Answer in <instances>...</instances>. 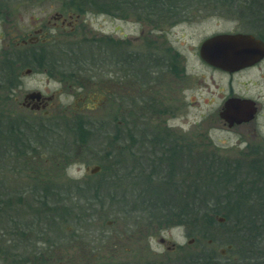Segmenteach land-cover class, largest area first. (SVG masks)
<instances>
[{
  "label": "flooded vegetation",
  "instance_id": "af4514ba",
  "mask_svg": "<svg viewBox=\"0 0 264 264\" xmlns=\"http://www.w3.org/2000/svg\"><path fill=\"white\" fill-rule=\"evenodd\" d=\"M3 2L5 1H0V5L2 4L0 6V21H3L4 24L17 19L20 20L22 11L20 8L33 6L28 2L4 4ZM102 3L105 5L104 2ZM9 5L13 6L6 7ZM61 6L51 16H45L39 20L31 17L32 21L27 25V28L14 27L13 37L15 39H11L12 36H9L6 30L2 33L1 38H6L9 41L7 44L9 53L6 52L0 65V116L3 122L14 120L18 123L15 128L20 127V124L26 125L25 128H30L31 125L36 124L33 121L36 119L40 122L38 124L41 127L38 128L41 131L57 133L61 136L68 132L73 123L78 122L81 129L86 128V125L90 127V120L97 124L98 120H96L95 114L103 108V103L107 100L105 95L111 99L110 105L113 103L112 108L115 109V103L119 100L118 92L123 91L122 97L127 109V118L118 120L115 114H110L109 122L112 124L105 123L99 131L114 136L117 133L125 134V145L112 140L109 149L103 150L104 154L109 151L110 156L115 155L116 165L114 166L119 169L118 174L124 175L128 168L125 160L122 161V157L127 156L126 152L131 153L134 149H140L146 153L150 170L147 172V176H137L136 184L139 182L147 183L150 177L152 181H155L161 179L162 176L167 178V175L171 177L174 174L173 182L181 183L182 180L178 177L181 172L187 176L184 182L189 183L196 174L195 172L191 173L190 169L197 167L198 163L204 164V166L212 165L209 158L211 154L216 152V149L210 144L201 145L199 150L202 153L197 151L194 144H179L180 137H178V133H174L176 129L169 125V121L181 114L182 106L190 107L195 103V97L192 98L190 94L195 93L197 88L207 86L204 83L207 77L197 78L196 67L199 66L210 72L208 80L211 83H213V74L230 79L228 94L215 117L227 133L237 135L239 138H247L244 146H241V140H237V143L231 146L232 148L226 149L230 151L229 154L234 153L236 159H232L233 164H231V159L224 157L222 160L224 166L237 168L236 166L240 161H248L250 168L254 166L255 169L251 174L254 178L258 176L264 185V136L259 132L260 127L263 126L260 121H264V108L259 101L260 97L246 96L247 91L244 86L251 81L241 83L240 92L243 95L240 92L236 94L231 87L234 77L264 69V0H113L109 2L107 10L101 7L94 13L109 16L113 33L121 29L113 23L116 20L132 22L135 26L136 36L133 39H128L125 34H122L123 38L120 39V43L124 46H122L123 50L119 51L113 42L114 36H108L107 46L109 49L107 54L111 57L108 66V94L102 90L101 94L104 96L97 98V90L83 91L77 95L78 97L74 100V105L71 108L59 105L57 98L64 95L65 89L72 88L69 84V77H76L75 73L84 71V69L78 64L65 65L67 60L63 58V55L66 56L69 47V36H87L90 29L84 18V14H87L86 11L70 9L68 1L61 2ZM239 35L251 38L250 54L255 56L254 59L245 62L249 64V62L254 61V63L236 71H229L213 66L203 59L204 56L228 54L224 47L216 42L224 36ZM208 41H211L210 44L205 45ZM205 46H207L206 49ZM51 54L54 55L50 59ZM56 56L57 58L53 62ZM63 59L65 63L62 64ZM22 62L25 63L22 64ZM40 75H44L48 81H53L61 87L49 94L40 90H30L25 92L21 99L14 97L15 90L21 87V78ZM76 82L78 83L79 80ZM234 99L250 101L248 106L251 105L252 110H254L251 118L240 123L228 122L230 118H246V116H232L233 114L229 113L226 104ZM19 108L29 113L31 117L29 119L22 118L20 115L22 110ZM2 130L7 132L4 126ZM17 131L21 133L20 128L16 129ZM82 137V135L77 136L78 139H82ZM133 137V140L130 139ZM87 139L88 137L85 138L86 141ZM127 139L130 142L129 151L121 152L120 148L125 149L128 146ZM141 141L146 142V144L138 147L143 145L139 144ZM54 148L58 150L54 151L59 153L53 162L55 166L59 167L62 163L65 166L68 162L73 161L71 160L73 157L71 152L70 154L69 151H63L62 146H54ZM40 157L38 155L33 158H26L28 160L24 163V167L27 169L24 172V178L29 180L28 183L42 187L43 183L48 184L49 182L39 177L38 167L39 164H47L48 160H37ZM149 158L151 159L150 162ZM138 159L137 157L135 160L138 162ZM164 165L170 169L166 175H162L160 171ZM176 167H180L179 175H177ZM4 169L3 173H11L14 180L2 178L1 181L8 183L11 190L14 188L17 190L15 186L11 187V184H14L17 176L23 173L21 174L20 170L17 171L15 166L9 167V170ZM152 169L155 171L149 177ZM93 170L96 171L92 173ZM101 170L100 165H94L92 168L85 167L84 169L88 177L98 174ZM228 173L227 171L226 175ZM232 173L237 174L238 172L233 170ZM112 180L117 185L120 180L121 182L123 180L129 181V178L124 175L122 178L116 176ZM152 181L149 183H153ZM155 182L157 183V181ZM130 183L132 182L130 181ZM148 187L149 185L144 186L145 189L142 192ZM35 188L37 189V187ZM32 191L34 190L24 189L18 192H6L1 197L3 199L31 200L34 198L47 199L53 196L49 192H39L41 190H38L39 193H32ZM262 191L264 192V188ZM60 195L64 196L63 193ZM119 195L121 194L119 193ZM261 195L264 197L263 193ZM42 196L44 197L42 198ZM141 204L143 207V203ZM141 221L140 230H134V235L129 231L127 239H130L136 246L140 244L139 250L145 254L148 248V230L145 226L147 221L143 217ZM128 223L130 225L131 222ZM133 223L137 228L138 221L135 220ZM128 230L131 229L126 231ZM138 233L140 235L137 236ZM108 235L103 231L92 241L93 243L100 242L105 248L104 242L108 241ZM115 237L118 241L121 238V236L118 238V234ZM73 238H78V236ZM162 245H166V248H170L172 251L176 249L175 245L167 240ZM119 247V243H115L108 250V254L106 252L102 264H133L134 261L129 258L132 257L131 254L127 255L130 249L125 250L124 259H122V256L119 255ZM101 249L98 247L85 252L91 254L96 252L94 257L98 258ZM35 250L38 253L36 251L33 257L27 258L32 264H92L89 262L90 258L85 259L83 255H75L73 252L66 251L67 249L59 255L55 254V256L51 254V249H48L49 252L48 250L42 251L40 248Z\"/></svg>",
  "mask_w": 264,
  "mask_h": 264
},
{
  "label": "rangeland",
  "instance_id": "374dc122",
  "mask_svg": "<svg viewBox=\"0 0 264 264\" xmlns=\"http://www.w3.org/2000/svg\"><path fill=\"white\" fill-rule=\"evenodd\" d=\"M4 1L3 4L28 2L33 6L20 8V10H22L20 20L17 19L5 24L3 21H0V65L3 62L6 52L9 53L7 48V44L9 43L8 39L1 38L4 30L8 32L9 36H12L11 39H15L13 37L14 27L21 29L27 28V25L32 21L31 17L39 20L45 16H51L54 11H58L60 7H62L61 2H67L68 0ZM12 6L13 5H9L6 7ZM72 7L75 8L74 6ZM94 10L85 9L87 14H84V18L90 29L88 35L78 37L69 36L68 42L72 45L75 44V48L78 49L82 45H87L88 42L96 43L94 42L96 40L100 42L99 40L102 38L108 39V36L112 35L114 36L113 42L117 45V50H123L122 46L124 45L120 43V39L123 38L122 34H125L128 39H133V37L136 36L135 26L132 22H121L116 20L113 23L121 29L113 33L112 22L109 16L106 14H95ZM53 55L51 54L50 59L53 58ZM66 56L69 58L68 53H66ZM56 58L57 56L54 57L53 62ZM63 58H65L64 55ZM72 58L73 60L79 59L74 56V54H72ZM110 60L111 57L108 54L107 56H103L102 59L93 62L83 59V63H79L78 66L81 65L80 67H83L84 71H77V73H75L77 76L73 77L75 80L69 77V84L72 88L69 90L65 89L64 95L57 98L59 105L69 108L73 107V102L78 97L77 95L83 91L97 90V98L104 96L101 94L102 90L108 94L109 84L107 79L109 78L108 66ZM24 63L25 62H22V64ZM69 63L70 60H67L65 65H69ZM196 74L197 78L200 79L201 77H207L204 83L207 84L208 87L203 86L202 88H197L195 93L190 94L192 98L195 97V103L190 107L182 106L181 114L173 118L174 120L169 121V125L176 129L174 133H178V137H180L178 140L179 144H194L199 152H202L199 150V146L205 144H210L216 149V152H214L213 155L211 154L209 158L210 161H212V165L204 166V164L198 163L197 167L190 169L191 173H196V171L200 169L198 171L199 176H195L196 173L193 179L197 181L201 179L206 180L208 176L205 174L210 171V177L216 178V175L213 176V174H217L219 171H225L226 169L229 173L226 176L227 180L225 184L222 186L225 188L222 190L223 192L219 191L218 193H233L234 185L240 182L241 190L246 191L247 202H252V200L256 198H264L261 195V193L264 194L262 191L264 185L259 180L258 176L254 178L251 174L252 169L248 161H240L237 164L239 167L236 166L237 168H234V166H230L229 168L225 167V164L222 162L224 157H228L231 159V164H233L232 159H236V157H234L235 154H229L230 151L226 149L232 148L231 146L236 144L237 140L242 141L241 146H244L246 143L245 141H247L246 137H244L245 140L244 138H239L237 135L227 133L226 130L220 126L221 124L215 117V114H217L222 106L225 96L228 94L230 79L213 74V83H211V81L208 80L210 72L203 70L199 66L196 67ZM76 80H79V82L77 83ZM232 81L231 87L236 94L242 89L241 83L251 81V83L244 86L247 91L246 96L255 98L260 97L259 101L264 108V69L234 77ZM60 87L59 84L48 81L44 75L24 77L21 78V87L15 90L14 97L21 99L23 94L30 90H40L43 93L49 94L58 90ZM240 94L243 95L242 92H240ZM123 95V91L118 92L117 97H119V100L115 103V109L112 108L113 103L110 105L111 99H108V96L105 95L107 100L103 103V108L95 114L98 123L95 124L90 120V127L86 125V128H82L88 135L85 136V138L88 137L87 141L81 138L78 139L74 133L69 132L61 136L52 132L44 133L38 128L41 127V125L38 124L40 122L39 120L36 121V119H33L36 124L33 123L34 125H31L30 128H25L26 125L24 124H20V127L15 128L16 124L18 125L17 122L14 120L3 122L0 116V127H12L13 131L19 135V140L15 142L11 140H5V142L4 139L2 140V145L0 146V180L2 178H8L10 181L11 179L14 180V176L11 173L4 174L3 169L9 170V167L15 166L17 167V171L20 170L21 174H23L18 175L15 183L11 185L13 187L16 186L20 191L24 189L35 190L31 187V183H28L29 180L24 178V172L27 170L26 167H24V163L28 160L26 158H33L40 155L41 157L37 160H48V162L45 165L39 164V177H42L43 180H48L47 182L49 183H43L42 187L39 189L41 191L39 192H49L53 194L51 198L48 197L47 199L42 196L43 199L40 198L41 202H37V204L26 200L27 204L31 205L33 209L34 207L40 208V213L38 215L32 213L30 216V214L26 212L25 218L18 217V213H21L23 209V211H27V208H21L20 210L19 204L16 201L11 203V209H5L3 207L0 214V218L2 219L0 222V264H20V262L23 261H28L26 264H32L27 258L33 257L35 254L34 252L37 251L35 249L37 248L42 249V251L51 249L50 252L53 256H55V254L59 255V253L67 249L66 251L73 252L75 255H83L85 259L87 257L90 258L89 262L92 264H102V261H104L106 257V252L108 254V250L113 247L115 243H119V255L122 256V259H124L125 250L130 249L127 255L129 256L131 254L132 257L129 258L135 263L136 260H141V262L156 260L162 264L183 263L187 257L204 255L206 258L212 259L215 264H238V260L235 257L236 250H227V246L229 245L228 241H231V236L234 235L238 229L237 224L239 220L237 216H239V213L236 211H233V215L237 216L215 215V223L211 227H208L205 232L193 233V230L189 226L179 224L175 222V220H172L169 225L165 222V225L161 227L150 224L152 220H150L147 213L150 204L142 202V200L147 201L146 195H143L146 192H142L143 189H145L144 186H148L150 183L139 182L136 184L137 176H147V172L150 170L149 163L146 160V153L140 149H134L131 153L126 152L127 150L129 151V139H127V148L119 149L121 152L125 151L128 156L124 155L123 159L128 166L125 177L129 178V181L123 180L121 182L120 180L117 185L114 184L112 178H114L119 171V169L114 166L116 165V157L115 155L110 156L111 153H109V151L104 154L103 150L105 149L106 151L109 149L112 140L117 143L119 142L121 145H125V134L117 133V135L114 136L113 134H104L99 131L100 128L104 127L105 123L107 124V122H109L110 114H115L118 120L125 117L127 118V109L123 103ZM19 109L22 110L21 108ZM20 115L22 118L26 119L31 117L30 114L24 110L20 112ZM123 122L125 123V121ZM260 122L263 126L260 127L259 132L264 136V121L261 120ZM109 124L111 125L112 123L109 122ZM18 128H20L21 133L19 131L16 132ZM130 139L133 140L134 137ZM65 142H67L66 145H68L67 151H69V153L71 152L73 155L71 158L73 161L68 162L65 166L62 163L61 166L57 167L53 162L57 159L56 155L59 153L56 152L58 150L54 148V146L59 147ZM149 143L152 144L151 141H149ZM139 144L143 145H139L138 147L145 146L146 142L141 141ZM196 155L201 156L199 154ZM137 157L139 158L138 162L135 160ZM150 161L151 159L149 158V162ZM13 163L15 165H12ZM94 165H100L102 170L98 174L88 177L84 169L85 167L92 168ZM180 167H176L177 175H179ZM169 170L170 169L165 165L160 168L162 175H166ZM233 170H236L238 173H232ZM154 171L155 169H152L151 174L148 176L150 177ZM173 176H175V174ZM163 177L164 176H162V178ZM178 177L181 180L187 179L186 174L182 172ZM130 181L132 183H130ZM152 182L153 184L156 183L155 181ZM4 185L6 189V182ZM38 187L39 186H37V188ZM35 192L39 193L37 190H35ZM62 193L64 194L63 197L60 195ZM119 193L121 195H119ZM224 202L227 203L228 207H231L234 205V197H230L229 200ZM141 203H143L144 209ZM39 204L43 208H41ZM251 204L255 207L256 213H261L260 211L263 204ZM22 206L24 207V205ZM142 217L147 221L146 225H143H145L148 230V248L145 254L140 252V244H138L137 247L135 243L133 244L130 239H127L129 231L134 235V230H140ZM218 218H224L225 221L222 223L218 222ZM135 220L138 221L137 228L133 223ZM241 221H243V218ZM128 222H131L130 225ZM93 229H95V231H93ZM127 229L131 230L126 231ZM103 231L109 234L108 241L104 242L105 248H103L100 242L93 243L92 241L93 238L98 237V234H101ZM116 234H118V238L121 236L119 241L117 237H115ZM138 235H140V233H138L137 236ZM74 236H78V238H73ZM160 238H165L171 244H174L176 249L173 251L167 250L166 245H161L159 243ZM192 239L194 240L192 244L187 245V242ZM94 247L102 248L98 258L94 257L96 252L95 254L85 252L95 249ZM222 250L225 251L224 255L221 254ZM261 250L263 251V247L259 249V251ZM246 258L245 262L247 264H254L248 256Z\"/></svg>",
  "mask_w": 264,
  "mask_h": 264
},
{
  "label": "trees",
  "instance_id": "16d2710c",
  "mask_svg": "<svg viewBox=\"0 0 264 264\" xmlns=\"http://www.w3.org/2000/svg\"><path fill=\"white\" fill-rule=\"evenodd\" d=\"M111 1L113 0H68V7L72 10L80 9L84 11L85 9H93V10L95 9L97 11L100 10L101 7L107 10L108 9L107 5ZM100 2H104L105 5ZM72 6H74L75 8H73ZM99 41L100 42H98V40L94 41L96 43L88 42L87 45L85 46L82 45L78 49L75 48L76 45H72L71 43H69V47L66 52L69 54L68 56L69 58L65 56V59L70 60L69 65L83 63V59L90 62L102 59L103 56H107V50L109 49L107 45L109 39L102 38ZM72 54H74V56H76L79 59L73 60ZM63 63H65L64 59L62 61V64ZM2 129L3 128L0 127V146L2 145L1 143L3 139L4 141L11 140L13 142L19 140V135L13 131L12 127L6 128L7 132H4ZM68 132L74 133L78 137L82 135L83 140L85 139L84 137L86 136V132H84L81 129V126L78 122L72 124L69 127ZM66 143L67 142H65L61 146L63 147V151L68 152L67 151L68 145H66ZM122 161H124L123 157H122ZM251 169L253 172V170H255L254 166H251ZM199 170L200 169L196 171L197 174L195 176L198 175ZM210 172L205 174L208 176L206 180L201 179L200 181H197L196 179H193L189 183L184 182V179L182 180L181 183H174L173 182L174 177L173 176L169 177L168 175L167 178L164 177L163 179L161 178L158 180L153 179L157 181V183L155 184L150 183L149 188L146 189L147 192L146 193L144 192L145 194H143L146 195L147 198V201H145V203L150 204V207L153 206L151 208L147 207L148 208L147 213L149 215L150 220H152L150 221V224L152 225L154 224L156 227H161L165 225V222L169 225L172 220H175V222H178L179 224H184L189 226L193 230V233L205 232V230H207L208 227H211L215 223V215L237 216V215H233V211H236L239 213V216H237L239 220L237 224L238 229L235 232V234L231 236L230 238L231 241H228V244L232 245V249H231L232 251L236 250L235 251L236 255L235 254L234 255L238 260V264H247L245 262L247 256L254 264H264V199L256 198L255 200L253 199L252 202L251 201L247 202L246 191L241 190L240 182L234 185L233 193H222V194L218 193L219 191L223 192L222 190L225 188L222 186L225 184L227 180L226 179L227 171L225 169V171H221V172L219 171L217 172V174H213V176L216 175V178H214L212 175L211 176L213 178H211ZM124 175L121 176L123 177ZM116 176L122 178L118 174V172L116 173L115 177ZM150 181H152L151 178H149V182ZM2 183L3 182L0 180V214L3 207L5 209L6 208L11 209L12 207L11 203L13 201H16L19 204L18 206L20 210L21 208H27V211H23L24 210L23 209L21 213H18L19 214L18 217L20 218L21 217L25 218L26 212L29 213L30 216L32 213L37 215L40 213L39 211L40 208L34 207L33 209L31 205L27 204L26 200L23 199L13 200L11 198L3 199L1 197L3 193L18 192L20 189L18 188L16 190L14 188L13 190H11L8 183L6 184L7 187L5 189L4 187L5 185L3 183L2 186ZM34 186L37 187L35 184L34 185L31 184V187L37 191L41 188L38 187L36 189ZM35 190L32 192L37 193L35 192ZM228 197L229 198L234 197V205L231 207H228L227 203L224 202L226 200H229ZM29 201H31L32 203L34 202L36 204L37 202L38 203L41 202L40 198H34ZM251 203L263 204L260 211L261 213L259 214L256 213L255 207ZM22 205H24V207ZM39 206L41 207L40 204ZM240 218L241 219L243 218V221H241ZM1 221L2 219L0 218V222ZM261 247H263V251L262 250L259 251ZM17 260H21V259H17ZM26 262L28 261L20 262V264L23 263L26 264ZM133 264H162V263L156 260L155 261L149 260L148 262L147 260L144 262H141V260H136V263L133 262ZM172 264H215V262L210 258H206L204 255H199V256L187 257L183 261V263L179 262Z\"/></svg>",
  "mask_w": 264,
  "mask_h": 264
},
{
  "label": "water",
  "instance_id": "95a60500",
  "mask_svg": "<svg viewBox=\"0 0 264 264\" xmlns=\"http://www.w3.org/2000/svg\"><path fill=\"white\" fill-rule=\"evenodd\" d=\"M222 38V39H221ZM220 40H218L216 43H219L224 47L226 52L228 54L226 55H209L204 56L203 59H205L207 62H209L211 65L229 70V71H236L239 69H242L243 67H246L247 65H251L254 63V61L249 62V64H246V60L254 59V54H250L249 46L252 45V41L250 37L245 36H224L221 37ZM250 38V39H249ZM211 41H208L205 43V45H209ZM205 49L207 46L204 47ZM262 54H263V47H262ZM250 101L247 100H230L226 104V108H228L229 113L233 114L232 116L238 115V116H246L244 119H235L230 118L228 119L229 123H240L241 121H246L248 118H251L254 114V110H252L251 105L248 106ZM222 116V114H220ZM96 170H93L92 173H94ZM218 222H224V218H218ZM165 240L163 238L159 239V243H163ZM194 240H189L187 242L188 245L192 244ZM232 246H227V249H231ZM169 249V248H168ZM221 254H225V251L222 250Z\"/></svg>",
  "mask_w": 264,
  "mask_h": 264
},
{
  "label": "bare ground",
  "instance_id": "6f19581e",
  "mask_svg": "<svg viewBox=\"0 0 264 264\" xmlns=\"http://www.w3.org/2000/svg\"><path fill=\"white\" fill-rule=\"evenodd\" d=\"M150 187H151V186H150ZM148 188H149V187H148ZM145 192H147V190H145ZM228 246H229V245H228ZM230 246H232V245H230ZM231 249H232V247H231ZM231 249H227V250L229 251V250H231Z\"/></svg>",
  "mask_w": 264,
  "mask_h": 264
}]
</instances>
